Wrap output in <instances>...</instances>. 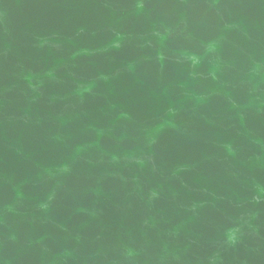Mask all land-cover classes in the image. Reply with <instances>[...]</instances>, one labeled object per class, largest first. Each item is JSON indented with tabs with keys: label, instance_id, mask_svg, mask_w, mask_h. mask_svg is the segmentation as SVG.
<instances>
[{
	"label": "water",
	"instance_id": "water-1",
	"mask_svg": "<svg viewBox=\"0 0 264 264\" xmlns=\"http://www.w3.org/2000/svg\"><path fill=\"white\" fill-rule=\"evenodd\" d=\"M0 264H264V0H0Z\"/></svg>",
	"mask_w": 264,
	"mask_h": 264
}]
</instances>
